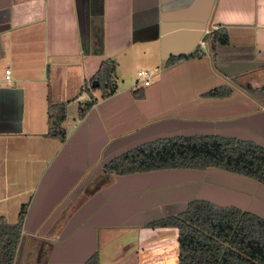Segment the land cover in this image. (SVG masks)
Here are the masks:
<instances>
[{"label":"crops","instance_id":"obj_1","mask_svg":"<svg viewBox=\"0 0 264 264\" xmlns=\"http://www.w3.org/2000/svg\"><path fill=\"white\" fill-rule=\"evenodd\" d=\"M218 30L226 44L211 43ZM106 59L115 62L116 90L104 99L92 91L96 102L79 119V102L89 98L82 87ZM139 70H152L149 85H125ZM246 85H264V0H0V202L27 197L18 205L26 214L14 264H84L94 254L98 264H177L176 232L145 223L97 228L93 252L84 236L73 260L55 250L84 225L65 233L71 217L104 188L76 198L84 170L108 143L256 135L264 107ZM59 103L64 141L46 136L49 107ZM10 154L22 163L18 180L30 178L12 194Z\"/></svg>","mask_w":264,"mask_h":264},{"label":"trees","instance_id":"obj_2","mask_svg":"<svg viewBox=\"0 0 264 264\" xmlns=\"http://www.w3.org/2000/svg\"><path fill=\"white\" fill-rule=\"evenodd\" d=\"M212 44H226L224 31H214ZM196 54V53H195ZM194 54V55H195ZM190 56V55H188ZM115 62L103 60L93 80L84 84L82 92L89 98L79 102L77 116L82 118L95 104L92 91L99 90L102 99L114 94ZM244 92L264 106V85L244 86ZM66 106L49 107L46 136L64 141ZM214 167L241 174L264 184V149L253 142L217 135L178 136L157 139L113 160L107 169L119 174L142 170L206 169ZM26 205L22 204L17 221L9 224L0 216V264H14L22 240ZM156 228H171L176 232L177 264H264V219L246 210L220 207L209 201L193 200L174 215L156 220ZM84 264H98L94 254Z\"/></svg>","mask_w":264,"mask_h":264},{"label":"water","instance_id":"obj_3","mask_svg":"<svg viewBox=\"0 0 264 264\" xmlns=\"http://www.w3.org/2000/svg\"><path fill=\"white\" fill-rule=\"evenodd\" d=\"M97 84L96 80L92 81V87ZM203 173L218 174L219 177H190ZM259 198L264 199L263 185L216 168L206 171L156 170L117 176L114 183L95 193L71 217L65 233L82 222L84 225L64 245L57 246L55 252L65 249L71 257L77 249V241L85 236L92 253L97 228L138 226L148 221L147 211L152 208L158 219L163 217V206L179 204L181 211L188 202L196 199L220 207L234 206L264 219V203ZM90 256L82 257L79 261L85 263Z\"/></svg>","mask_w":264,"mask_h":264},{"label":"flooded vegetation","instance_id":"obj_4","mask_svg":"<svg viewBox=\"0 0 264 264\" xmlns=\"http://www.w3.org/2000/svg\"><path fill=\"white\" fill-rule=\"evenodd\" d=\"M253 100L256 101L255 99H253ZM256 102L260 106L264 107L258 101H256ZM248 133H241V134H238L237 136H234V135L228 134V133L219 134V133H181V132H179V133H174L171 135L159 136V137H154V138L137 139V140H133L131 142L129 141V142L124 143L122 145H120L119 143H116V142L115 143H108L105 146V148H103L101 156L94 163H92L90 166H87V168L84 170L85 172L83 173L82 178L80 180V183L82 182L84 184L81 185L78 189H76V198H78L82 195L85 197L86 196L90 197L92 194H94L95 192H97L101 188L113 183L116 180L117 176H124V175H129V174H141V173L156 171V169H153V170L132 171V172H127L125 174H119V173L115 172V170L107 169V166H109V164L113 160L119 158L120 156H122L128 152H131V151L135 150L136 148H138L142 145L151 144V143L155 142L157 139H169V138H174V137H178V136L217 135V136L224 137V138H235V139L240 140V141L253 142L256 145H258L259 147L264 149V129L261 128V131L259 133H257L256 135H254L255 133H253V132L252 133L248 132ZM210 168H214V167H208L206 169H196V170L206 171L207 169H210ZM178 169H183V168H178ZM160 170H170V169H160ZM189 170H195V169H189ZM228 173H230V172H228ZM231 174H234V173H231ZM234 175H236L238 177H246L247 178V176H244L241 174L235 173ZM190 177H219V175L218 174L203 173V174H198V175H191ZM249 179H251V178H249ZM251 180L256 181L254 179H251ZM201 182H203V180H201ZM256 182L264 186V184H262L258 181H256ZM252 197H255V196H252ZM259 199L264 203V199H261V198H259ZM178 206L180 207V205H177V204L167 205V206H163L162 210L163 211L166 210L167 213L169 211L168 215H174V214H176L175 212H177L176 210H174V208H176ZM173 210L175 212H173ZM171 211H172V213H171ZM168 215H166V216H168ZM147 220L148 221L145 222L144 226L156 227L155 226L156 220H157L156 219V212L153 210L150 212H147Z\"/></svg>","mask_w":264,"mask_h":264},{"label":"rangeland","instance_id":"obj_5","mask_svg":"<svg viewBox=\"0 0 264 264\" xmlns=\"http://www.w3.org/2000/svg\"><path fill=\"white\" fill-rule=\"evenodd\" d=\"M151 74H152V70L149 71ZM129 79L127 81V79H125V85L126 84H134V83H140L141 79L138 78L134 73H131L129 75ZM118 84L119 85H122V86H125L124 84H121L119 81H118ZM98 93V91H97ZM20 157L22 156V154L19 155ZM2 157H4V150L3 149H0V172L2 170ZM15 158V156H14ZM8 162V163H7ZM21 162H18V163H15L13 161V157H12V154H10L8 156V161H6V165H8L9 167V173H8V181H9V194L11 193H14V192H17L19 191L20 189H22V180L23 182H27L29 181L30 178H28V176L24 174H21L20 176V181L18 180L19 177H18V173H19V170L20 169H17V168H20L21 166ZM23 168V167H21ZM17 182V184H16ZM2 178L0 177V196H2ZM26 196H20V197H17V198H7L6 200H4L3 202H0V216H3L5 221L9 224H14L16 221H17V214L19 212V208H18V205L20 202H24L26 200ZM180 207H176L174 208V210H179ZM173 210V212H175ZM172 212V211H171Z\"/></svg>","mask_w":264,"mask_h":264},{"label":"built area","instance_id":"obj_6","mask_svg":"<svg viewBox=\"0 0 264 264\" xmlns=\"http://www.w3.org/2000/svg\"><path fill=\"white\" fill-rule=\"evenodd\" d=\"M205 42H206V40L202 39L200 41L199 45L202 47V46L205 45ZM9 74H10V71L9 70H5V79L6 80H9ZM136 76L141 79L140 83H143V85H145V86L149 85L150 77H151V73L150 72L145 71V70H139V71H137Z\"/></svg>","mask_w":264,"mask_h":264}]
</instances>
